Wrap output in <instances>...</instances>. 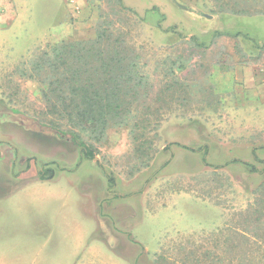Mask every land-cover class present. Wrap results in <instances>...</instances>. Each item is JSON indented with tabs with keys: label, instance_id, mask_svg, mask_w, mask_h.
I'll use <instances>...</instances> for the list:
<instances>
[{
	"label": "rangeland",
	"instance_id": "obj_1",
	"mask_svg": "<svg viewBox=\"0 0 264 264\" xmlns=\"http://www.w3.org/2000/svg\"><path fill=\"white\" fill-rule=\"evenodd\" d=\"M119 2L0 0V264L264 263L249 256L264 248L251 230L264 206V87L245 75L264 74V0ZM108 23L141 46L151 101L174 78L190 90L147 167L126 127L110 128L94 159L42 128L37 83L19 74L38 48Z\"/></svg>",
	"mask_w": 264,
	"mask_h": 264
},
{
	"label": "trees",
	"instance_id": "obj_2",
	"mask_svg": "<svg viewBox=\"0 0 264 264\" xmlns=\"http://www.w3.org/2000/svg\"><path fill=\"white\" fill-rule=\"evenodd\" d=\"M108 24L99 26L96 34L88 39L63 38L53 45L38 48L20 65L19 74L37 83L36 96L42 105L38 124L42 128L71 140L81 148L82 157L94 159L95 147L106 139L109 129L126 127L134 140L136 154L147 158L142 160V165L147 167L157 152L153 140L159 135L164 115L175 110L180 101H187L190 90L174 78L161 85L159 99L151 101L154 83L146 71L148 64L141 46H134L123 36L116 35L115 31L119 30ZM176 63L167 68L173 77H176ZM183 67L184 64H180L176 68ZM165 92L169 97L162 99L160 96ZM201 149H204L205 160L208 146ZM252 170L257 169L252 166ZM39 176L52 178L54 170L42 168ZM256 193L264 196V181ZM252 215L256 225L251 230L259 228L264 232L260 222L264 206L256 208ZM237 223H242V226L237 225L238 229L234 228L241 237L248 227L245 222ZM257 252L264 255V248L252 249L249 256L255 258Z\"/></svg>",
	"mask_w": 264,
	"mask_h": 264
},
{
	"label": "crops",
	"instance_id": "obj_3",
	"mask_svg": "<svg viewBox=\"0 0 264 264\" xmlns=\"http://www.w3.org/2000/svg\"><path fill=\"white\" fill-rule=\"evenodd\" d=\"M71 33V32H70ZM64 34L62 35V38H82V37H85L84 35H81V34H78L76 35L75 33L74 34ZM259 74V75H257ZM246 75V82H247V85H250V86H255V84L257 83H261L260 86L261 87H264V74H262L260 71H256V72H253V71H246L245 73Z\"/></svg>",
	"mask_w": 264,
	"mask_h": 264
}]
</instances>
